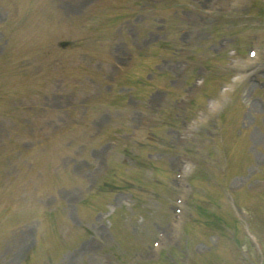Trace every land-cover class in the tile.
Masks as SVG:
<instances>
[{"label": "rangeland", "instance_id": "obj_1", "mask_svg": "<svg viewBox=\"0 0 264 264\" xmlns=\"http://www.w3.org/2000/svg\"><path fill=\"white\" fill-rule=\"evenodd\" d=\"M62 41L73 44L61 50ZM148 47L154 48L151 92L132 90L136 83L121 87L129 84L119 83V71ZM251 49L259 53L256 60L249 59ZM5 57L7 79L1 80L12 97L0 98V264L158 262L168 247L184 264L191 258L179 246L188 213L183 205L182 217L175 215V198L186 197V177L198 164L219 177L221 191H240L244 210L225 192L227 212L247 228V210L249 225L264 239V0H0ZM43 78L49 80L44 86ZM30 92L37 94L26 96ZM172 109L188 123L165 126ZM58 130L51 171L43 172L69 174L70 182L43 188L35 159ZM138 150L159 167L148 171V189L126 191L121 176L111 189L101 186L112 165L131 163ZM30 212L35 215L27 218ZM49 212L70 248L60 252L51 239L33 253ZM193 232L191 255L210 246L213 252L194 256L196 264H239L230 249L214 252L223 231L208 238Z\"/></svg>", "mask_w": 264, "mask_h": 264}]
</instances>
